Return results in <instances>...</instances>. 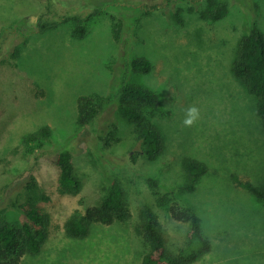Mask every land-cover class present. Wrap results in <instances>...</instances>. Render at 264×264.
<instances>
[{
    "label": "rangeland",
    "instance_id": "374dc122",
    "mask_svg": "<svg viewBox=\"0 0 264 264\" xmlns=\"http://www.w3.org/2000/svg\"><path fill=\"white\" fill-rule=\"evenodd\" d=\"M223 3L227 15L210 20ZM72 17L84 20V37L64 21ZM254 28L264 34V0H0V208L11 198L27 206L32 197L50 219L43 250L20 264H141L147 246L137 228L148 212L177 253L189 226L173 219V208L193 209L212 244L194 264H264V206L232 179L264 187L262 121L232 74L239 43ZM135 58L150 60L151 72L134 73ZM129 83L160 98L157 110L145 111L163 143L155 157L145 154L137 125L117 113ZM91 94L107 101L93 124L79 128L78 99ZM189 106L200 119L186 128ZM43 127L50 136L27 150L24 139ZM61 149L72 152L76 193L59 190ZM188 160L208 168L192 192L184 188ZM32 178L36 194L27 187ZM112 178L131 218L91 224L83 239L67 236L65 222L99 205ZM7 216L26 220L15 210Z\"/></svg>",
    "mask_w": 264,
    "mask_h": 264
},
{
    "label": "trees",
    "instance_id": "16d2710c",
    "mask_svg": "<svg viewBox=\"0 0 264 264\" xmlns=\"http://www.w3.org/2000/svg\"><path fill=\"white\" fill-rule=\"evenodd\" d=\"M229 10L226 3L219 4L209 14V19L219 21ZM73 20L76 27L74 35L77 38L85 36L84 20L79 17L64 18V21ZM57 23L40 25V31L53 28ZM14 56H17L14 54ZM130 68L136 74H149L152 63L146 58H135ZM232 74L246 89L255 101L254 109L262 121L264 136V34L256 28L250 29L239 43L238 54L232 65ZM107 100L91 94L80 97L77 104L76 124L79 128L93 124L100 116ZM117 113L130 123L137 125L139 139L145 146L148 157L157 156L163 149L159 133L145 123V111L157 110L160 107V98L152 90L136 84L122 85L117 101ZM50 136L47 127L41 128L36 134L28 135L23 144L29 151L40 149L43 140ZM56 164L59 168V190L76 193L80 190V181L75 175L71 150L61 149L57 154ZM186 179L185 190H195L200 178L208 171L204 163L196 160L185 162ZM234 184L245 189L264 206V187L254 185L250 181L238 176L232 177ZM154 186L157 183L151 180ZM30 192L36 194L37 184L32 178L28 183ZM44 202L49 197L41 196ZM36 198H29L27 206L21 205L15 198H11L6 207L0 208V264H20L25 256L39 254L49 239V216L36 206ZM10 210H15L25 216L22 224L12 222L7 216ZM173 219L189 226L184 246L177 253L168 250L161 224L153 213H146L142 217L141 226L137 228L142 235L147 251L142 255L141 264H194L209 253L212 244L204 236L201 218L191 208L182 210L172 209ZM131 212L127 204L125 191L120 182L114 178L99 205L90 207L84 215H74L64 224L67 236L73 239H83L89 235L91 224L111 226L116 222H127Z\"/></svg>",
    "mask_w": 264,
    "mask_h": 264
},
{
    "label": "clouds",
    "instance_id": "9594fccd",
    "mask_svg": "<svg viewBox=\"0 0 264 264\" xmlns=\"http://www.w3.org/2000/svg\"><path fill=\"white\" fill-rule=\"evenodd\" d=\"M200 119V110L196 106H189L184 109V117L182 124L186 128L193 127L197 121Z\"/></svg>",
    "mask_w": 264,
    "mask_h": 264
}]
</instances>
